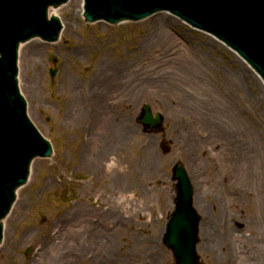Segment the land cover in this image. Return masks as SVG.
Returning <instances> with one entry per match:
<instances>
[{
    "label": "rangeland",
    "instance_id": "rangeland-1",
    "mask_svg": "<svg viewBox=\"0 0 264 264\" xmlns=\"http://www.w3.org/2000/svg\"><path fill=\"white\" fill-rule=\"evenodd\" d=\"M76 1L59 8L63 28L55 43L40 40L42 49L32 54L34 61L23 60L19 53V88L27 115L51 142L53 156L33 160L27 182L3 219L0 264H44L40 254L48 253L49 260L59 246L60 258L69 245L64 240L68 230L67 226L59 230L56 220L71 211L84 215L86 208L93 230L100 219L95 211L101 207L111 216L109 245L97 243L91 262L75 256L71 263L176 264L162 241L176 198L171 172L176 161L184 165L194 195L203 201L202 209L195 207L201 217L198 264H264V189L231 185L236 181L230 180L233 173L223 158L225 146L220 150V144L215 149L203 142L208 127L220 129L224 124L231 135L246 141L250 154L264 146V93L261 96L254 79L234 86L233 73L240 64L234 53L170 14L159 12L115 25L89 23ZM70 22L73 27L66 30ZM162 31L168 32L167 43L152 42L134 51L148 36ZM101 61L115 64L114 71L122 70L124 82L114 85L120 90L108 98L106 112L103 106L93 107L98 117L90 121L89 100L73 98L70 91L84 89ZM143 67L155 79L161 75L169 80L143 85L131 96L125 82L142 83ZM50 69L55 70L53 75ZM143 90L149 92L145 95ZM175 101L179 114L170 108ZM143 103L163 114L158 133H144L137 124ZM104 118L107 147L98 146L93 135L94 127L104 126ZM193 140L211 154L201 155L195 165L190 162ZM86 153L97 154L100 163L90 165ZM74 225L78 231L77 222Z\"/></svg>",
    "mask_w": 264,
    "mask_h": 264
},
{
    "label": "water",
    "instance_id": "water-1",
    "mask_svg": "<svg viewBox=\"0 0 264 264\" xmlns=\"http://www.w3.org/2000/svg\"><path fill=\"white\" fill-rule=\"evenodd\" d=\"M65 2L0 0V242L2 220L15 201L17 189L27 182L33 160L52 154L50 141L29 119L27 102L19 91V44L34 37L57 40L61 23L53 12L49 18L47 10ZM83 7L88 22L103 20L110 24L138 21L167 11L224 42L264 82V0H83ZM162 120L159 113L152 115L148 105L143 106L137 119L147 132L159 130ZM172 179L177 181V198L163 242L177 264H196L200 217L192 205V185L180 163L173 166Z\"/></svg>",
    "mask_w": 264,
    "mask_h": 264
},
{
    "label": "bare ground",
    "instance_id": "bare-ground-1",
    "mask_svg": "<svg viewBox=\"0 0 264 264\" xmlns=\"http://www.w3.org/2000/svg\"><path fill=\"white\" fill-rule=\"evenodd\" d=\"M76 2H77L78 10L79 12H81L84 8L83 0H77ZM61 6L62 5L49 6L47 10V16L50 18L51 13L53 12V15H57V17H59L58 10ZM59 21L62 25L60 18H59ZM72 27H73V24L72 22H70L66 25L65 29L70 30ZM167 35H168L167 31H162L156 34H152L148 36L145 40H143L141 44H139V47H136L134 51H137L142 46L146 47L148 46V44L152 42L167 43L166 38L169 36ZM212 38H210V41L216 42L217 39L215 38L212 39ZM40 40L41 39L34 37V38L21 42L18 48L17 59H19V53H20V56L23 58V60L27 61L30 59L34 61L35 55H32V54L33 53L37 54L42 49V44L40 43ZM45 42H48V41L45 40ZM217 42L219 43L220 41L218 40ZM173 50L174 48L172 47V51ZM167 52H168L167 53L168 57H170L171 52L169 51V49L167 50ZM172 55H171V59L178 58V56L176 55L172 56ZM234 57H236L235 60L239 61L240 64L239 66L236 67L235 73H233V75H236L235 76L236 80H233V85L243 87L246 81L252 78L255 81V85L258 86L259 88L258 89L259 93L261 94V96H263L262 93H264V82L259 78L257 73H255L252 70V68L246 63V61H244L239 56H237L236 53H234ZM17 65H18V60H17ZM114 66L115 64L113 63H107V62L101 61L99 65L93 68L92 76L90 77L89 81L85 83L84 89L77 88L78 89L77 90L75 88H72V90L70 91V96L73 98L76 96L78 97L81 96L89 100L90 109L92 108V113H93L91 114L92 119L89 118L90 121L95 120L96 117H98V114L95 113L93 107L98 106L99 108L100 106L99 108L100 110L103 106L104 109L102 110L103 112H106V110H108V106H110L108 102L110 100L108 98L112 99L113 95H115L116 92L120 90V87L115 88L114 85L121 84L124 82L123 78H120V76L122 75V70L116 69V71H114ZM149 66L150 65H148L147 67ZM145 69L146 67L139 69V71H142L141 73L146 74V76L143 77L142 83L140 81H137L136 83V81L134 80L131 81V84L129 82H125V85H126L125 89L128 90L129 88V94L131 96L134 95L137 89L142 88L143 85L147 87L151 85L153 87L158 84L157 82H160V83L168 82L169 79L164 78L161 75H159L158 79H155L156 76L154 77L151 76V74H149V71ZM131 75H133V73H131ZM17 82L19 85L18 76H17ZM75 84L82 85L84 83H75ZM143 91L145 95H146V92H149L146 90H143ZM260 100L262 99L260 98ZM176 107H177V102L175 101L174 106L173 107L170 106V108L173 109L175 112H177V114H179L180 113L179 109ZM71 112L72 111H70V113ZM108 113L109 112H107V114ZM106 123H107V119L104 118L103 119L104 126H101L100 128L96 127L98 129H94L95 127L93 128V135L97 141L98 146H101V145H105V147L108 146L107 141L105 140V136H107V124ZM89 125L90 124H88L87 126L90 127ZM211 127L213 126L208 127L211 130L207 128L206 138L204 139L203 142L210 144L211 146H214V145L217 146L220 144L221 145V147L219 148L220 150L225 146L224 150H222V154L224 155L223 158L226 159L225 163L228 164L227 170L230 173L231 172L233 173V176L231 177L230 180L236 181V182H230V184L238 185L239 183L242 186L243 185L247 186V184H252L257 187H260L261 189H264V146L261 149H256V151H253L252 154H250V152L245 149L246 141L244 142L241 139L236 138V134L231 135L230 128H228L227 126L225 127L224 124L222 125V127H220V129H218V127L217 129H214ZM91 131L92 130H90V132ZM191 145L192 146H190V148L194 152V156L190 159V162H192V164L195 165V163H197L201 159V155H204V154L207 156L211 155L210 152L206 151L207 149L203 147V145H198L196 140L191 141ZM218 147L219 146L215 147V149H218ZM230 150H232V152ZM212 151H213V148H212ZM149 152L150 151H148L147 153L149 154ZM83 155H85V152L83 153ZM86 155H87L86 159L90 162V165H97L98 162L100 163L101 161L100 157H97L98 156L97 154H87L86 153ZM195 156L198 158V160H195ZM228 158L231 160H234V162L229 161ZM15 195H17V193ZM198 198L199 197L196 198V196L193 194L194 206L195 207L199 206V208L202 209L203 205L201 204H203V201L202 200L200 201ZM81 212L84 215L80 216L76 212L71 211V212H68L66 215L59 217L56 220L55 225L59 230L67 226L68 234L65 235L67 238H64V240L65 242L69 241V245L65 248V255L61 256L60 258L59 256H60L61 246L55 248V252H56L55 257L54 256L51 257L50 255H48L49 260L46 259V255L48 253L46 254L44 253L45 255L40 254L41 260L44 261V264H73L71 263V260L74 259L75 256L85 258L87 261L91 262V259H92L91 257L93 256V253H94V246L97 243L100 245V247L109 245V242L107 239V236L109 234V225H110V217H111L109 209L101 207L100 210L97 209L95 211V214L99 215L100 219L99 220L96 219V221L94 222L96 227L93 225V228H94L93 230L91 226L89 225L87 218L85 217V214L87 212L86 208L83 209ZM83 216L84 218H82ZM74 222H77V224L79 225L77 227L78 231L74 230V226H75Z\"/></svg>",
    "mask_w": 264,
    "mask_h": 264
}]
</instances>
